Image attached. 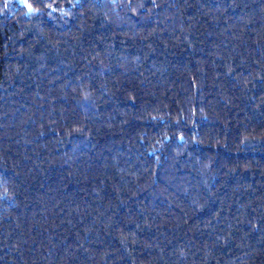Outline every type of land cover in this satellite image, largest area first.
Masks as SVG:
<instances>
[{"label": "trees", "instance_id": "1", "mask_svg": "<svg viewBox=\"0 0 264 264\" xmlns=\"http://www.w3.org/2000/svg\"><path fill=\"white\" fill-rule=\"evenodd\" d=\"M0 264H264V0H0Z\"/></svg>", "mask_w": 264, "mask_h": 264}]
</instances>
